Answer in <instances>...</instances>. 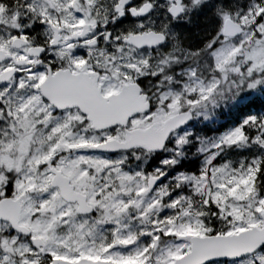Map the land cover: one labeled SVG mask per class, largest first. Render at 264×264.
<instances>
[{
  "label": "snow or ice",
  "instance_id": "obj_1",
  "mask_svg": "<svg viewBox=\"0 0 264 264\" xmlns=\"http://www.w3.org/2000/svg\"><path fill=\"white\" fill-rule=\"evenodd\" d=\"M0 264H264V0H0Z\"/></svg>",
  "mask_w": 264,
  "mask_h": 264
}]
</instances>
